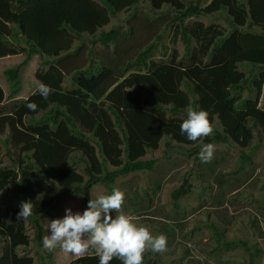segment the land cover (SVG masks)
Instances as JSON below:
<instances>
[{
  "label": "trees",
  "instance_id": "trees-1",
  "mask_svg": "<svg viewBox=\"0 0 264 264\" xmlns=\"http://www.w3.org/2000/svg\"><path fill=\"white\" fill-rule=\"evenodd\" d=\"M143 1L149 2L153 12L150 19L143 20L149 31L144 43L129 48L115 45V56L103 66L70 59L79 51H72L75 40L84 35L96 36L92 39L95 44L117 42L119 31L104 27L118 12L131 10L135 15ZM205 1L0 0V57L24 52L20 43L25 41L32 43L30 54L42 53L50 65L36 72L37 82L30 91L41 83L48 85L47 100L37 90L27 100L6 103L5 88L10 85L12 94L17 91L18 82H10L16 78L13 69L7 70L10 81L5 88L0 84V135L7 136L4 143L0 140V164L3 157L17 154L12 165L0 168V189L12 183L20 202L31 201L32 214L27 219L38 222L40 214L53 209L60 189L72 188L87 203L90 189L98 182L111 191L120 175L152 170L156 159L143 157L158 149L165 137L196 148L201 142L228 141L248 147L255 127L264 129V109L259 106L264 91V0H210L203 5ZM201 17L220 18L229 28L207 24ZM170 30L184 42L185 59L179 60L177 51L166 58L161 39ZM159 45L164 57L156 60ZM69 74L74 77L72 89L64 83ZM249 83L256 94L244 98L241 94ZM28 102H35L37 109H27ZM190 105L208 113L212 129L209 136L195 142L180 134ZM76 152L86 157L87 179L72 164ZM251 155L241 152L240 170L252 163ZM109 164L115 168L109 170ZM207 164L203 178L215 174L216 182L224 183L223 175ZM185 182L172 193L176 206L189 193ZM213 202L215 215L230 224L232 211L225 196H214ZM131 204L134 211L139 209L138 217L151 205L143 199ZM19 210L13 207L4 218L0 206V264H35L32 256L18 252L31 241L25 219L17 220ZM157 216L168 217L164 212ZM36 228L42 244V226L38 223ZM239 244L248 249L244 241L227 243L232 247ZM260 252L262 249L251 251L250 264ZM70 264H99L97 253L80 256ZM110 264L120 261L114 258ZM144 264L160 262L144 253Z\"/></svg>",
  "mask_w": 264,
  "mask_h": 264
},
{
  "label": "rangeland",
  "instance_id": "rangeland-1",
  "mask_svg": "<svg viewBox=\"0 0 264 264\" xmlns=\"http://www.w3.org/2000/svg\"><path fill=\"white\" fill-rule=\"evenodd\" d=\"M209 1L202 4L205 5ZM132 13L131 10L122 11L111 17L110 23L104 27L106 31H119L117 42L104 46L100 43H92V39L96 36L84 35L83 39L75 40L72 51H79L73 57L81 56L82 61L87 57V66L93 63H100L103 66L115 56V45L129 48L136 46L138 42L144 43L149 31L148 27L143 24V20L153 16L149 2L143 1L136 14ZM192 20H200V18L192 17ZM201 20L207 24L220 23L225 28H229L220 18L201 17ZM161 43L166 48L165 53H168L166 58L169 59V54L177 51L180 56L179 60L185 59V44L180 38L174 37L172 30L162 37ZM25 45L24 42L21 43V47ZM163 47L162 49H164ZM159 49L160 45L156 49L157 52L154 53L153 58L156 60L162 56ZM25 57L24 54L14 59H16L15 62L23 61ZM32 60L30 61L32 68L44 69L48 66L44 57L39 54H35ZM8 65V63L0 61V80L4 87L9 81V77L3 73ZM245 71L249 74L247 70ZM65 87L68 89L74 87L70 74L66 76ZM183 88L186 90L185 87ZM6 93L10 94L8 87ZM255 94L256 89L252 83H249V87H246L241 95L244 98H249L255 97ZM260 105L264 108V94L261 96ZM190 107L192 108L191 105L186 108V113ZM42 113L34 116L35 119ZM253 135V140L248 147H242L232 141L214 145L213 158L209 163L214 167L216 174L223 175L226 183L220 185L214 179L215 174L203 178L202 172L208 164L199 158L200 147L193 148L190 145H182L170 137H165L160 142L158 149L148 151L145 156L146 159H156L157 162L153 170L137 171L117 178L113 188L124 193V203L120 211L133 215L134 222L147 227L153 236L160 234L166 238L168 236L165 251L146 252L152 253V255L156 254L160 258L161 264H250L251 251L257 253V249H262V252L256 254L254 264H264V235L259 232L262 230L264 233V129L255 127ZM6 139V134L0 135V140L3 143ZM167 142H170L171 146H167ZM242 151L252 154V163H246L240 170ZM5 152L3 149L2 154ZM15 158L17 159V154L13 155V153L3 157L4 162L0 164V168L12 165V159ZM73 161L72 164L76 165L78 171L86 175L85 155L76 152L73 154ZM109 168L113 169L114 167L109 164ZM84 178L87 179V177ZM185 180H187L185 188L189 189V193L184 194L176 206L172 193ZM110 192L106 185L97 183L91 188L90 199ZM220 194L225 196L232 211L233 218L228 225L224 224L213 212L214 196ZM140 199L151 204L147 205L150 207L148 209H153V211L159 209L152 214L157 215L158 212H164L169 216V219L154 224L140 221L136 215L139 209L134 211L131 204V202H138ZM20 203L18 190L12 183L0 189V206L4 218L8 216L13 207H19ZM86 207L84 195L73 193L70 187L60 189V197L54 208L40 214L38 222L25 219L27 233L31 241L29 245L19 247L18 252L32 256L35 259V264H70L80 256L96 253L92 246L80 254L66 253L59 246L49 250L44 248L36 238V224L39 223L42 226L43 236L47 235L49 220L62 218L66 214L65 209L67 208H71L73 212H82ZM112 215L115 216V211ZM166 226L169 229L168 234L164 229ZM229 241H244L247 243L248 249L242 244L235 247L228 246ZM2 243V239H0V249ZM150 257L153 256L150 255Z\"/></svg>",
  "mask_w": 264,
  "mask_h": 264
},
{
  "label": "clouds",
  "instance_id": "clouds-1",
  "mask_svg": "<svg viewBox=\"0 0 264 264\" xmlns=\"http://www.w3.org/2000/svg\"><path fill=\"white\" fill-rule=\"evenodd\" d=\"M22 42L26 44L25 46L22 47L25 48V51L17 54L16 56H20V55L22 56L25 54L27 59L25 57L23 61L27 62L28 64L32 60V57L35 56V54H39L43 56L45 59V56L42 55V53L39 52L33 54L29 53V51L32 48V43L28 44L25 41ZM12 56L15 55L0 57V61L9 64L4 69L3 71L4 74L7 75L8 69L14 70L13 77L16 76V78L11 79L10 81V76L7 75V77H9L10 82L15 83L17 79L21 78L23 62L21 60H17L15 62L16 59L14 58L17 57L16 56L12 57ZM72 58L75 59L77 63L82 62L81 56H76V57L70 56L71 60ZM87 60H88L87 57L84 58L83 60L84 63L87 64ZM47 65H48L47 68H44V70L49 68L50 65L49 64ZM37 68H33L31 72L25 71L24 75L33 73L35 75V78L33 80L32 77L30 81H27L31 83L30 84L31 86L29 89H26L24 92L17 93V91L21 90V84H22L21 81L18 82V85L16 87L17 91L15 94H12L11 87L8 84L9 85L8 91H10V94L9 95L7 93L5 94L6 103H10L15 99H20L21 101L27 100L29 95L31 93L37 92V90L41 98L47 100L51 92V89L48 85L41 83L37 88H35L30 93L31 88L37 82L36 72L38 70H43ZM70 75L72 78H74L72 74ZM0 84H1V80H0ZM24 93H25V97H24ZM259 106L261 107L260 104ZM25 107L30 111H35L37 109V104L35 102H28L25 105ZM43 113L41 115H43ZM211 131L212 129L209 124L208 113L202 109L198 110L196 108L190 107L187 110L186 118L180 124V134L186 136L187 140L195 142L198 140V138L209 136L211 134ZM182 145H187V144H182ZM193 148L196 147L193 146ZM213 153H214L213 144L201 142L200 150H199V158L201 159L202 162L204 163L209 162L213 157ZM145 156L143 157V159H146ZM108 169L113 170L110 168ZM130 173H134V172H130ZM81 174H83L84 177L88 178L87 174L85 175L82 172ZM98 183H102V182H98ZM186 184L187 182H185V185ZM123 203H124V193L116 188H113L109 194H101L98 195L95 199H89V201L87 202V207L82 212L81 211L73 212L71 208L65 209L66 214L62 218H56L48 221V225H47L48 234L42 237V246L49 250L59 246L64 252L71 254H80L86 251L89 246H92L95 248V251L97 253L99 264H110V261H112L114 258L118 259L120 261V264H144V253H149L146 251H151L153 253L165 251L168 236L166 235L167 238L163 234L153 236L147 227L134 222L133 217L131 215L125 214L120 211ZM19 208L20 210L17 213V220L27 219L32 214L31 201H22L19 205ZM113 211H115V216L112 215ZM141 213L142 214H140V216L137 218L143 223H147V224L160 223L161 220L169 219V216L168 217L164 216V218H161L158 217L157 215L152 214L155 213L153 209H143ZM141 217H146L145 219L147 220H141ZM156 225L158 226L159 224ZM167 226L164 229L167 231L168 234L169 229ZM85 237H87V240H85ZM150 255L153 257H157L161 264L160 258L156 254L152 255V253H149V257Z\"/></svg>",
  "mask_w": 264,
  "mask_h": 264
},
{
  "label": "crops",
  "instance_id": "crops-1",
  "mask_svg": "<svg viewBox=\"0 0 264 264\" xmlns=\"http://www.w3.org/2000/svg\"><path fill=\"white\" fill-rule=\"evenodd\" d=\"M15 56H12V57H15ZM20 56H16V57H20ZM31 61H33V60H31ZM22 62H23V64H22L21 78L16 80V82L21 81L22 84H21V90L17 91V93L18 92H24L26 89H29L31 86L30 85L31 83L27 82V81H30L32 77H33V80L35 78V75L33 73H31L32 75L31 74L24 75L25 71L31 72V70L33 69L32 66L30 65L31 62L29 64L25 61H22ZM22 75H24V76H22ZM24 97H25V93H24Z\"/></svg>",
  "mask_w": 264,
  "mask_h": 264
}]
</instances>
